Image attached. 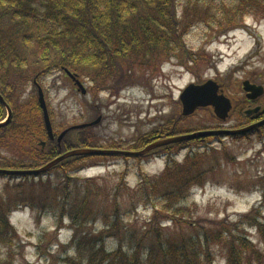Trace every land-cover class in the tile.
<instances>
[{
	"label": "rangeland",
	"instance_id": "374dc122",
	"mask_svg": "<svg viewBox=\"0 0 264 264\" xmlns=\"http://www.w3.org/2000/svg\"><path fill=\"white\" fill-rule=\"evenodd\" d=\"M221 1L224 9L240 3ZM246 6L233 28L218 24L223 16H209L198 10L196 19L192 18L184 32V50L157 61V69L152 73L145 66L138 69L132 77L134 81L115 90L109 88L111 82L106 81L101 87L99 82L93 85L88 76L74 73L86 89L83 94L63 70L41 75L38 84L44 93L53 131L101 115L100 122L90 131L91 141L103 147L112 143L127 147L158 128L185 131L248 125L250 119L244 111L252 105L246 106L242 81L249 79L264 86V0H247ZM181 15L178 9V16ZM189 54L196 60H189ZM209 78L222 84L223 92L231 100L228 118L219 120L211 107H204L177 122L181 90L191 82ZM22 87L23 100L37 92L30 78L24 79ZM259 99L264 104V94ZM5 146L10 149L9 143ZM0 151L10 156L7 149ZM187 154L190 159L192 154L204 157L194 166L192 159L185 161L189 159H185ZM60 164L39 176H0V200L11 208L10 223L17 231L8 254L14 264H61L63 257L75 254L69 243L76 231H82V237L95 236L103 230L108 216L112 219L117 210L122 216L121 230L104 233L107 247L115 248L118 237L123 244L132 239L134 243L140 242L152 213L148 204L141 202L140 193L188 191V204L193 206L188 220L205 227L212 221L225 219L230 222L227 229L233 230L240 215L251 213L254 208H259L260 213L252 215L264 224L261 195L264 133L262 139L255 133L240 139L210 137L142 159L113 156L72 162L67 167L63 162ZM196 175L197 184L187 186ZM78 213L79 219H73ZM159 231L162 238L172 239L180 232L195 233L187 224L174 226L167 220L161 221ZM242 231L259 251H264L255 227ZM145 239H148L145 243L153 245V233ZM87 240L82 242L88 243ZM213 251L214 264H226V249L213 248ZM2 252L6 254L7 250L3 248Z\"/></svg>",
	"mask_w": 264,
	"mask_h": 264
},
{
	"label": "trees",
	"instance_id": "16d2710c",
	"mask_svg": "<svg viewBox=\"0 0 264 264\" xmlns=\"http://www.w3.org/2000/svg\"><path fill=\"white\" fill-rule=\"evenodd\" d=\"M234 1L240 3L234 8L224 9L221 0H0V93L12 112L9 121L0 127V149L5 148L10 154L8 157L0 151V167H37L77 147L137 149L158 138L193 131H179L173 127L158 128L146 137L137 138L133 145L124 147L112 143L103 147L99 142L91 141L93 125L69 129L58 143L56 137L62 130L54 131L53 139L48 137L37 92L30 93L23 100V82L30 78L35 89L41 75L64 71L66 68L78 76H88L93 85L99 82L102 87V83L111 82L109 88L115 90L118 86L134 81L132 77L138 69L145 66L152 73L157 69V61L184 50V32L192 18L196 19L195 13L198 10L209 16H223V21L217 22L220 26H236L239 16L247 7V0ZM228 2L231 4L233 1ZM178 9L182 12L181 16H178ZM188 56L189 60H196V57ZM95 87L101 88L97 85ZM5 115L6 109L0 102V120ZM184 118L187 117L179 114L176 120L180 122ZM263 131L264 123L230 137L248 138L255 133L262 139ZM204 140L196 138L171 143L154 148L142 156L76 155L61 162L67 167L72 162L99 157L142 159L160 151H171L179 145ZM41 141L45 142L44 147L39 144ZM6 142L10 149L5 146ZM189 155H186L185 159H189L185 161L192 159L194 166L200 164L204 157L192 154L190 159ZM60 163L49 170L60 166ZM44 173L12 176L26 178ZM0 176L11 175L0 173ZM197 176L190 179L187 186L197 184L198 181L194 182ZM261 195L264 205V181L261 183ZM140 196L141 202L148 204L152 211L148 229L140 237V242L134 243L132 239L130 243L123 244V240L118 237L115 248L107 247L104 233L113 229L118 233L121 230L122 216L117 210L113 212L112 219L108 216L103 222V230L96 232L97 239L95 236L82 237L84 233L76 231L69 243L70 247L75 248V254L63 257L61 264H214L213 248L223 247L226 249V264H264V251H259L242 231L255 227L264 243V224L252 215L253 212L260 213L259 208L240 215L239 220L233 223L232 230L227 229L230 222L225 219L212 221V227L211 224L205 227L188 220L193 207L188 204V191L140 193ZM10 212L7 203L0 200V264H14L12 256L8 257V254L17 231L10 223ZM80 215L76 214L73 219H79ZM164 220L174 226L187 224L189 230L192 227L195 229V233L180 232L173 239L162 238L159 225ZM152 233L153 245L145 243L148 241L145 238L150 234L152 237ZM85 239H89L88 243L82 242ZM3 248L7 250L6 254L2 252Z\"/></svg>",
	"mask_w": 264,
	"mask_h": 264
},
{
	"label": "water",
	"instance_id": "95a60500",
	"mask_svg": "<svg viewBox=\"0 0 264 264\" xmlns=\"http://www.w3.org/2000/svg\"><path fill=\"white\" fill-rule=\"evenodd\" d=\"M65 73L72 79L73 83L76 85L77 90L81 93H85L86 89L83 84L78 79V76L68 69H64ZM37 85V94H38V102L42 111L43 123L47 132V135L50 139H53V128L52 123L48 111V107L45 101L44 93L42 87ZM242 89L245 92V97L247 99H256L264 94V86L262 84L251 82L249 79H245L242 81ZM179 101L181 104V116H189L193 114L198 108L211 107L212 112L216 118L224 121L228 118L229 112L232 109V103L230 98L223 92L221 84L212 78L205 79L202 82H191L186 85L179 94ZM0 102L4 105L6 109V117L3 120H0V127L6 124L11 117V108L9 104L5 101L4 97L0 93ZM260 106L257 105L255 107L248 108L244 111L246 116L256 114L260 110ZM101 115L97 116L95 119L84 122L76 125H72L64 130H62L59 135L56 137L57 142L59 143L63 136L69 129L72 128H80V127H88L96 125L100 122ZM264 123V117L257 122H253L251 124L237 127V128H218V129H202V130H194L181 134L171 135L163 138L156 139L150 143H147L144 147L137 150H129V149H119V148H98V147H77L70 150H67L55 158L51 159L47 163L40 165L38 167L32 168H2L0 167V173L9 174V175H24V174H40L44 173L62 160L76 155H129V156H142L149 152L150 150L168 145L171 143L181 142L190 139L196 138H204L205 136H214L220 134L226 135H237L241 133L248 132L249 130L260 126ZM42 146L45 142L40 143Z\"/></svg>",
	"mask_w": 264,
	"mask_h": 264
},
{
	"label": "flooded vegetation",
	"instance_id": "af4514ba",
	"mask_svg": "<svg viewBox=\"0 0 264 264\" xmlns=\"http://www.w3.org/2000/svg\"><path fill=\"white\" fill-rule=\"evenodd\" d=\"M261 97V96H260ZM260 97H258V98H256V99H253V100H251V99H247L246 98V106H251V107H253L254 105H259L261 108H260V110H259V112L258 113H256L255 115H250L249 116V119H250V121H249V123L248 124H251V123H253V122H256V121H258V120H260V119H262L263 117H264V114H263V109H264V105H263V103L261 102V100L259 99ZM247 125V124H246ZM245 126V125H244ZM218 128H222V127H218ZM229 128H231V127H229ZM170 136V135H169ZM209 137H213V136H208V137H205V141L207 140V138H209ZM40 144V143H39ZM41 145V144H40ZM42 146V145H41ZM45 145H43L42 147H44Z\"/></svg>",
	"mask_w": 264,
	"mask_h": 264
}]
</instances>
